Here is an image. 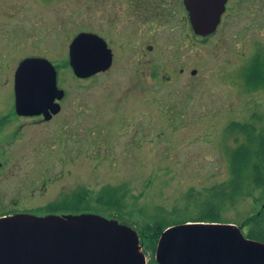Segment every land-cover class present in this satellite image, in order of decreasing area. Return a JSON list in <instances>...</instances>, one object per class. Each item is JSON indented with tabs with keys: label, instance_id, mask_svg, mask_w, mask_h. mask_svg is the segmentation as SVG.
Wrapping results in <instances>:
<instances>
[{
	"label": "rangeland",
	"instance_id": "obj_1",
	"mask_svg": "<svg viewBox=\"0 0 264 264\" xmlns=\"http://www.w3.org/2000/svg\"><path fill=\"white\" fill-rule=\"evenodd\" d=\"M255 1L195 48L181 43L174 55L159 43L139 60L128 48L110 70L81 78L68 66V45L105 20L96 0H0V48L10 55L0 70L5 105L11 88L4 71L29 54L57 66L66 92L60 115L45 124L23 122L6 146L2 203L20 196L21 207L53 206L77 189L95 211L97 194L119 188L122 208L99 212L106 218L119 213L116 220L136 230L147 264L157 239L135 224L156 215L170 221L195 215L207 189L229 177L230 149L245 141L232 123L264 132V88L250 89L244 80L251 58L260 52L264 58V13L248 7ZM262 201L264 185L225 204L221 217L247 236L248 216Z\"/></svg>",
	"mask_w": 264,
	"mask_h": 264
},
{
	"label": "water",
	"instance_id": "obj_2",
	"mask_svg": "<svg viewBox=\"0 0 264 264\" xmlns=\"http://www.w3.org/2000/svg\"><path fill=\"white\" fill-rule=\"evenodd\" d=\"M68 54L73 73L81 78L111 63L110 50L94 33H77ZM14 87L16 110L23 114L39 112L46 101L63 95L54 66L43 57L20 62ZM138 240L132 227L93 212L21 213L0 219V264H146ZM154 259L158 264H264V242L244 236L233 223L184 222L160 233Z\"/></svg>",
	"mask_w": 264,
	"mask_h": 264
},
{
	"label": "flooded vegetation",
	"instance_id": "obj_3",
	"mask_svg": "<svg viewBox=\"0 0 264 264\" xmlns=\"http://www.w3.org/2000/svg\"><path fill=\"white\" fill-rule=\"evenodd\" d=\"M251 0H96L97 7L101 16L105 20L98 31L83 30V32L94 33L101 38L105 46L110 50L111 63L104 70H100L95 74L103 73L110 70L114 60L128 52L135 60L148 56L154 45L166 44L169 49H173L174 55H179L177 45L185 43L189 48H195L197 42L207 40L214 35L217 30L225 28L231 22L234 23L241 18V14L246 11L247 5ZM249 8H257L258 12L264 13V0H256ZM243 17V15H242ZM216 22V23H214ZM106 24V25H104ZM196 28H213V31L202 33ZM82 32V31H81ZM10 46V44L8 43ZM0 48V70L5 67L4 59L9 58L6 46ZM196 51V50H195ZM261 55L262 53H256ZM17 55V54H15ZM7 56V57H6ZM28 57H43L47 59L53 66L54 64L47 56L29 54L19 58H15L16 65L10 67V72L2 77H7L6 83L10 85V100L6 106L4 103V94L6 93L0 84V173L3 168L4 161L7 157L6 146L12 144V137H16V131L21 129L23 122L32 124H45L51 122L63 111V102L66 96L65 90L57 83V66L56 84L59 89L63 90L60 99L46 101L43 104L44 109L33 114H23L16 110L15 95V72L20 62ZM11 60H14L10 58ZM69 60V58H68ZM68 66L69 62H68ZM181 71V69H180ZM58 104L57 110H54L55 104ZM65 103V102H64ZM77 190V189H76ZM73 190L68 194H62L57 200V204L61 202L68 205L74 194L82 193V191ZM0 197V219L16 214L27 213L37 216L47 214H56L60 216L77 215L84 210L73 209H57L52 208L51 204L39 207H21V197H11L7 203L3 204ZM54 201V200H53ZM55 204V205H57ZM81 204V203H80ZM54 205V206H55Z\"/></svg>",
	"mask_w": 264,
	"mask_h": 264
},
{
	"label": "trees",
	"instance_id": "obj_4",
	"mask_svg": "<svg viewBox=\"0 0 264 264\" xmlns=\"http://www.w3.org/2000/svg\"><path fill=\"white\" fill-rule=\"evenodd\" d=\"M244 80L246 86L250 89L255 87L264 88V58L262 56L256 54L251 58V62L245 69ZM232 127L245 136V141L230 149L229 177L207 189V198L202 202V207L197 210L195 215L183 216L179 221L177 219L170 221L167 217L160 215L151 216L150 222L144 225L135 224L139 230L142 229L141 233L148 231L158 240L160 233L166 227L174 224L197 221L231 223L221 217V210L225 204L234 205L240 198L249 196L255 189L264 185V132H257L254 124L247 122H233ZM85 194L86 192L76 193L67 203L68 205L61 202L55 206L53 205L48 210L74 208L77 211L82 209L86 212L102 215L99 211L112 210L110 208H113V206L118 210L123 206L120 204L123 194H120L119 188L106 187L97 194L94 197V202L98 205V208L94 209L95 211H90V207L85 204ZM112 216L111 218L116 219L121 215L118 213L117 216ZM248 220L251 226L246 237L264 242V201L260 203V208L256 212H250ZM147 264L158 263L152 258Z\"/></svg>",
	"mask_w": 264,
	"mask_h": 264
}]
</instances>
